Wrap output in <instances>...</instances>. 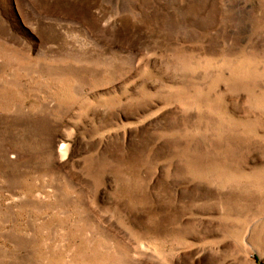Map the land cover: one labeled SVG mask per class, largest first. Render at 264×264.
Segmentation results:
<instances>
[{
  "label": "rangeland",
  "instance_id": "obj_1",
  "mask_svg": "<svg viewBox=\"0 0 264 264\" xmlns=\"http://www.w3.org/2000/svg\"><path fill=\"white\" fill-rule=\"evenodd\" d=\"M0 264H264V0H0Z\"/></svg>",
  "mask_w": 264,
  "mask_h": 264
}]
</instances>
